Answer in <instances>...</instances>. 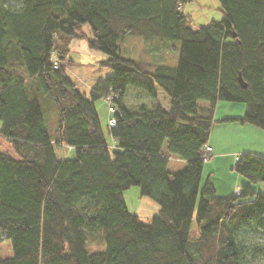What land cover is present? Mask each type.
Wrapping results in <instances>:
<instances>
[{"label": "trees", "instance_id": "16d2710c", "mask_svg": "<svg viewBox=\"0 0 264 264\" xmlns=\"http://www.w3.org/2000/svg\"><path fill=\"white\" fill-rule=\"evenodd\" d=\"M184 2L0 0V136L14 153L0 151V245L12 250L0 264H252L264 256V193L244 186L239 196L219 195L202 182L218 101L245 104L240 121L264 131V0H219L222 19L197 29ZM129 36L143 40L137 59L121 54ZM73 39L105 53L99 65L112 71L90 98L68 77ZM128 87L152 103L127 107ZM55 146L73 156L58 159ZM171 161L184 165L171 171ZM234 170L264 182L263 158L242 154ZM132 186L159 205L146 223L127 208Z\"/></svg>", "mask_w": 264, "mask_h": 264}, {"label": "rangeland", "instance_id": "374dc122", "mask_svg": "<svg viewBox=\"0 0 264 264\" xmlns=\"http://www.w3.org/2000/svg\"><path fill=\"white\" fill-rule=\"evenodd\" d=\"M182 11L189 14L192 18L193 28L203 27L208 25L212 21H220L223 13L219 0H185ZM82 31L88 38H91L90 27L88 24L82 26ZM168 47H163L161 51H168ZM143 40L138 37H127L124 41L121 54L125 58L137 59L141 57L143 52ZM158 52V53H159ZM177 57V53L175 54ZM70 57L73 60L72 65L68 69V77L76 84V88L83 93L87 98H90V91L94 84L101 78H104L107 73H112L110 69L103 68L99 65V62L107 57V55L101 51L93 50L88 47L86 39H73L70 44ZM158 91V89H156ZM163 93L158 91V95ZM141 94V95H140ZM143 94V95H142ZM164 94V93H163ZM163 96V95H162ZM152 98L144 90L128 87L124 95V103L127 107H132L139 103H145L149 105ZM95 107L99 115L104 133L109 140L107 131V119H108V104L104 98L95 100ZM205 102H200L204 104ZM1 125V121H0ZM0 151L8 153L14 156L13 150L9 141L0 136ZM55 155L58 159L70 158L73 156L72 151L67 147H54ZM176 161H171L169 169L171 171H177L175 167ZM206 164V162H205ZM204 182V180L202 181ZM263 185L262 191L264 192V182H258ZM124 200L130 213L138 216L140 221L148 222L155 215L158 214L159 205L151 197L141 196L138 186H132L130 189L123 193ZM196 212L194 213V221L192 223L190 238L195 239L198 234L197 223L195 221ZM254 243H259V239L253 238ZM90 251H100L104 249V245L99 247L95 245H89ZM12 256V250L10 248V242L6 241L0 245V257ZM252 264H264V256L256 258Z\"/></svg>", "mask_w": 264, "mask_h": 264}, {"label": "crops", "instance_id": "0c3cea01", "mask_svg": "<svg viewBox=\"0 0 264 264\" xmlns=\"http://www.w3.org/2000/svg\"><path fill=\"white\" fill-rule=\"evenodd\" d=\"M152 52L151 55L159 56L158 50ZM156 89V102L167 109L169 98L163 93L158 95L159 89ZM245 109L243 103L218 101L214 110V122L207 143L211 147V156L204 164L202 181L210 180L219 195L239 196L244 186H250L255 192H261L263 188V185L251 182L234 170L235 162L242 154L264 159V131L240 121ZM109 141L112 142L111 137ZM175 165L181 169L184 164L176 161Z\"/></svg>", "mask_w": 264, "mask_h": 264}, {"label": "built area", "instance_id": "2783aa9c", "mask_svg": "<svg viewBox=\"0 0 264 264\" xmlns=\"http://www.w3.org/2000/svg\"><path fill=\"white\" fill-rule=\"evenodd\" d=\"M109 125L111 126V127H113V126H115V120L113 119V118H111L110 119V121H109ZM210 151H211V148L209 147V146H205L204 147V158L205 159H208V155H209V153H210Z\"/></svg>", "mask_w": 264, "mask_h": 264}, {"label": "water", "instance_id": "95a60500", "mask_svg": "<svg viewBox=\"0 0 264 264\" xmlns=\"http://www.w3.org/2000/svg\"><path fill=\"white\" fill-rule=\"evenodd\" d=\"M239 81H240V83H241V85H242L243 87H246V84L243 82V80H242L241 77L239 78Z\"/></svg>", "mask_w": 264, "mask_h": 264}]
</instances>
